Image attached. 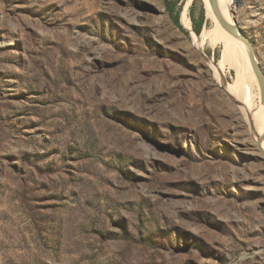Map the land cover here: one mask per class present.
Returning a JSON list of instances; mask_svg holds the SVG:
<instances>
[{
  "label": "rangeland",
  "instance_id": "374dc122",
  "mask_svg": "<svg viewBox=\"0 0 264 264\" xmlns=\"http://www.w3.org/2000/svg\"><path fill=\"white\" fill-rule=\"evenodd\" d=\"M230 1L264 75V0ZM214 30L204 0H0V264H264V108Z\"/></svg>",
  "mask_w": 264,
  "mask_h": 264
},
{
  "label": "bare ground",
  "instance_id": "6f19581e",
  "mask_svg": "<svg viewBox=\"0 0 264 264\" xmlns=\"http://www.w3.org/2000/svg\"><path fill=\"white\" fill-rule=\"evenodd\" d=\"M231 1L230 0H215V9L212 7L210 0H204L206 12L211 19V21L215 22V32L217 33V36L221 41L225 43V49H226V57L225 60L233 63L236 68V74H237V84L236 86L228 85L227 89L232 91L234 95L238 96L237 100L240 99L239 97V82L242 81L244 77L247 76L246 73V66L251 67L250 61L248 59L247 50L244 44L239 41L238 39H235L230 34H228L224 29H222L220 25L219 20H224L230 25H235V21L233 20V17L231 13L229 12L228 8L230 6ZM220 29H222V37L220 36ZM204 37H207L208 34H204ZM244 51L247 55V61L245 63L241 62V56L244 55ZM242 53V54H240ZM219 74L221 73V69L218 70ZM221 75V74H220ZM247 109V114L251 116L250 110ZM259 114V113H258ZM253 120V129L255 130V135L257 141L261 139L264 131V118L261 119V117H264V110L261 113L260 116H258ZM252 124V123H251ZM261 147L264 149V140L262 141Z\"/></svg>",
  "mask_w": 264,
  "mask_h": 264
},
{
  "label": "water",
  "instance_id": "95a60500",
  "mask_svg": "<svg viewBox=\"0 0 264 264\" xmlns=\"http://www.w3.org/2000/svg\"><path fill=\"white\" fill-rule=\"evenodd\" d=\"M210 3L212 5V7L215 9V0H210ZM219 21H220V25H221L222 29H224V31H226L228 34H230L235 39H238L239 41H241L244 44V46L246 47L248 59L250 61V65L252 67V71L254 73V76H255V79H256V82H257V85L259 88L260 97H261L263 108H264V75H263V72L261 71V69H260V67H259V65L255 59V56H254L250 42L242 35V33L236 27V25H230L224 20H219ZM195 37H198V35L195 34ZM223 90L226 92L225 89H223ZM263 140H264V131H263V135H262L261 139L256 141V146L258 147L259 152L262 155L263 160H264V149L261 147Z\"/></svg>",
  "mask_w": 264,
  "mask_h": 264
},
{
  "label": "trees",
  "instance_id": "16d2710c",
  "mask_svg": "<svg viewBox=\"0 0 264 264\" xmlns=\"http://www.w3.org/2000/svg\"><path fill=\"white\" fill-rule=\"evenodd\" d=\"M176 2L177 1H175L174 3L166 2V10L168 11L169 15L172 17V20L174 21V24L177 26V28H179L185 35H188L189 33L183 30L182 27L179 25L178 12L176 11V4H177ZM190 19L193 25V32L196 35H200L203 24L205 22L204 12L203 11L200 12L198 19H195L194 15L191 14ZM181 23L185 28H187L186 21L182 14H181Z\"/></svg>",
  "mask_w": 264,
  "mask_h": 264
}]
</instances>
